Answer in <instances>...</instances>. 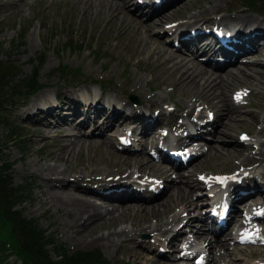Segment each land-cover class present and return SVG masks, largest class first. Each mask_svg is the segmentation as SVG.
Listing matches in <instances>:
<instances>
[{
  "label": "rangeland",
  "instance_id": "1",
  "mask_svg": "<svg viewBox=\"0 0 264 264\" xmlns=\"http://www.w3.org/2000/svg\"><path fill=\"white\" fill-rule=\"evenodd\" d=\"M135 2V0H128L127 4L122 5L130 13L132 11L133 14L138 16L136 26H138L139 31L134 27V24L131 28L124 25L120 26L119 21L123 18L111 22L110 14L114 10H109L106 5L101 4L102 2L93 7H85L82 4L79 5L77 0H19V4L15 0H0V60L3 62L11 61L16 66L14 69L17 74L15 79L20 80L22 76L30 73L34 66L40 63L39 60L44 59L42 66L38 69V82L41 83V88L32 95L22 93L18 97L17 95L12 96L10 98L12 101H7L6 107L1 109V113L10 121L16 132L6 138L5 134H8L7 129H1L0 164H8L7 171L9 172V176L12 177L13 184H22L23 187L24 184L29 185L28 191L24 190V194H26L24 199L16 207L20 206L19 208H22L26 217L34 219L50 236L54 237L56 241L61 242L68 249L88 250L98 248V253L102 256L101 258L105 262H109V264H136L137 262V264H161L162 261H166V264L171 262L174 264H192L191 259L194 255L188 259H184V261L175 256L178 252L174 248L176 242L169 244V256L159 257L157 255L160 243L153 241V239L156 237L165 239L170 236V231L164 233L165 237L162 234L155 235V232L146 228V230L137 234L134 238V243L133 240L128 239V235L126 237H124L125 235L123 237L117 236L115 232L125 227L131 229V226L135 227L141 222H143L142 225L144 227L150 224L154 225L156 220L153 216H150L148 221L144 220L148 217L143 216L147 212H150L151 209L146 208L143 210L144 214L139 212L141 209L139 205L145 203L151 204L170 200V210L172 207L173 210L167 216L176 211L181 212L182 217H186L187 212L189 214L202 213L201 205H204L205 201L208 200L209 195L207 193H210L212 184L215 181L213 180L215 175L220 172L228 174L227 177L230 182L237 175H240L242 178H254L257 181L264 182V173H262L264 171L263 163L255 160L257 156L253 155L260 146L258 140H264V133L258 132L260 127L263 128L262 132H264V79L260 83L256 79H252L251 83L241 79L234 86L227 87L225 90L223 89V92L226 94V100L232 107L235 105L232 103L233 99L231 100L233 92L237 89L244 91L241 102H239L243 106L235 109L239 110L243 116L230 121L231 123H237L235 129H225L222 126V122H219L220 117L224 118V112L219 110L225 107L223 106L224 102H220V99L214 100L210 102V106L200 109V106L204 103H199L200 100L195 102L192 99V97L198 96L200 93L197 90L199 86L196 82L193 81L186 89L174 88L171 85L173 81L171 77L174 78V75H169L171 62L166 63L167 70L165 72L158 70L156 67V64L160 62V59L163 58L162 55H164L160 49L166 50L167 54L173 52L178 58L180 55L192 57V61L196 64V61L199 62V60L195 55L192 56L185 48H176L171 44L169 38L173 36L171 32L173 33L174 30L173 28L169 29L171 26H168V24L183 22L185 26H188L200 22L205 26H210L209 24H216L221 20L222 24L226 25L235 24L236 21L241 25H248L254 20L256 22L263 21L264 14L258 13L257 11L260 10H255V6H253L254 9L244 6L243 2L245 0H178L175 3L172 2L166 5L167 7L161 8L158 15L152 13L153 16L147 18L144 16V13L149 8L147 6H140L138 9H133L132 4ZM259 2L260 0L257 1V3ZM159 7L155 6V8ZM121 8L122 6L120 5ZM237 15L249 16L250 19H253L247 23L238 20L232 21L231 18ZM192 16L198 17L193 18ZM145 22L153 25H151V29L142 30V25ZM156 45L158 50L156 48L153 50V47ZM198 53L197 56L201 55ZM255 58H258V55L254 53L243 54L237 58V64L246 72H251L250 68L253 67H249V63L247 64L246 62L249 59ZM200 63L202 66H205L202 62ZM189 66H193V63H189ZM197 66L199 67V65ZM224 66H230V69L237 70L234 64ZM223 67L213 70H217L216 72L224 75V70L229 68L223 69ZM137 80L139 82H136ZM79 87L83 88L86 93L89 90L86 87H89L95 94L99 93L102 97L114 96V98L116 97V99L131 105L132 110L127 108L124 111L125 115L129 116L120 125L111 124V127L104 130V134L93 135L99 139L101 136L109 137L110 139H108L111 140L109 144L107 142L104 144L100 143L99 148L84 145L83 147L81 146L82 148L79 152L77 151L78 146H76V151L70 154L68 153L69 151L61 153L62 158L58 155L52 156L49 153L50 156L48 155L49 148L56 149L55 153L60 152L58 147L55 148L53 146L51 137L53 138L55 135L52 131L56 132V127L62 128V126L51 125L48 127L49 136V134H46V130H44L48 125H41L35 120L27 119L30 115L29 112L34 111V108L28 109L26 113L22 108L25 107L26 103H33L35 99L37 100L38 95L43 94V97L36 101L35 106H56L58 112H63L66 108L58 105H61L63 100L68 101L71 99L74 101V93H77V88ZM196 92L199 93L197 94ZM66 95L68 98H66ZM78 96L82 97L81 95ZM131 96L134 98H131ZM162 98L164 101L160 102ZM109 100L105 99V101ZM9 103L11 104L9 105ZM196 103L200 104V106L186 115V110ZM68 106H70L72 111L76 110L74 104L69 105L68 103ZM77 107L80 108V111H86V107L83 104H77ZM200 110L204 115L203 117H206L207 113H212V110L216 118L218 115L220 117H218L215 131L205 133L209 138L206 141L203 139L199 141L198 144L201 145L200 148L202 150H200L196 158L179 169L174 168L168 160L158 158L157 162L165 167H170L169 174L166 176L165 172H163L164 178L148 174V168L151 169L153 166V170H155L154 165L159 166L158 163L154 164L155 162L152 161V158L147 153L148 150L150 149L154 153L156 146L153 145L160 139L175 143L189 140L190 138L188 137H182V140H173L172 136L182 134L183 131H190L192 126L196 128L192 119H194V114L200 113ZM252 111L257 115V123H255V119L251 123L248 122L249 119H246ZM87 112L93 113L92 109L87 110ZM66 113H70V111L67 110ZM79 114L81 112H78L76 116ZM43 117H38L37 121ZM47 117V120L50 119L48 121L52 124L55 122L56 116L47 115ZM150 117H158L160 123L153 124L155 126L148 133L150 139L145 144H138L142 135L139 132H135L138 133L136 136L138 139L133 141L138 146H141V149L130 152L134 156L126 158V155L121 153L123 151H118L119 148L117 146H119V142L116 135L126 130L134 129L138 131L137 126L143 125L145 119ZM89 118V121L94 123L95 118L93 116H89ZM142 119L143 122L141 121ZM102 121H104V118L101 115L96 116L95 124H93L94 127L98 130L104 128L106 124L102 123ZM177 122L182 123V125L175 126ZM64 127L66 128L67 124H64ZM84 128L89 129L90 124H86ZM77 129L76 127L74 132H77ZM224 130H227V135L221 133ZM242 131L248 133L249 137L247 139L243 140L242 136L245 135ZM136 137L133 139H136ZM73 139L72 137L64 138L60 142V147L68 144ZM238 139H241L244 143L240 144ZM247 142L251 143L253 147L244 145ZM187 146L193 149L192 144ZM230 146L241 150L231 156H225L214 154V150L211 151L210 149V147L216 148L217 150L215 151L218 152V147L229 148ZM260 151L261 154L258 156L264 157V145L260 147ZM124 152L127 153L128 151ZM46 164L51 167L56 166L58 169H66V172L70 175L69 177H72L75 171H79L82 174L92 169L93 174L104 171L103 176L105 175L106 181L113 182V184L117 183V181L114 182V179L120 176L131 175L133 179L138 181L141 179L145 183H153L155 181L156 186L154 187L161 188L163 186V191L160 195L159 193L157 194L159 197L157 196L145 201H143V197L145 196L140 195V192L137 197L127 198L125 202L118 199L104 201L100 198H94L93 200L98 201L106 207L109 205L108 207L110 208H118V212L121 211L122 202L129 206L130 210L126 214H123V216L120 213L122 218L119 217L117 222H115L116 224L113 223L116 216H113L109 220L107 219L103 224L109 225V228H103L102 230H105L104 232L110 239L114 237L115 242L109 240L110 242L105 243L100 240L97 243H88L89 238L94 239L98 237L99 233L96 234L95 232L87 236L88 231L77 229L73 213L69 210L64 211V208L61 206L45 199L47 197V194H45L47 193V188L41 175L49 173L44 166ZM118 164H121L119 168L117 167ZM124 169L126 170L123 171ZM192 170L194 174H190ZM127 172L130 174H127ZM80 178L82 177L79 176ZM105 178L100 179L105 180ZM22 185L21 188H23ZM202 185L205 186V190H203ZM178 186L183 188L184 196L177 194L176 189ZM102 190L107 191V188H102ZM142 193H145L144 195L146 196L153 194L145 190H142ZM42 199L47 201H43ZM259 199L260 196L256 194L253 198H249L243 203L239 202L238 204L240 207L245 208V205L248 204L247 206H249ZM186 200L197 203L198 207L194 208V204L190 206V202H185ZM201 201H203V204ZM186 207L190 208L185 209ZM138 208L139 210H137ZM160 217L159 221H165L167 218L164 214ZM199 219V217H192L191 220H186L185 224L181 226L182 230L180 231L182 232L185 226L189 227V229L196 228L195 226L200 225L201 221ZM241 219L244 220L242 215ZM178 220L175 219L177 223ZM237 220L239 221H236V225L233 227H231L229 221V225L219 234V238L225 240L226 243L224 246L211 248V251L209 249L206 264H264V245L232 242L230 238L231 232L233 228L240 226L238 225L240 219L237 218ZM171 224L169 223L166 227L170 228ZM260 226L264 228V220H262ZM113 230L115 232H112ZM205 236L213 239L214 235L208 232ZM201 240L202 238L197 242H201ZM120 241H124V244H120ZM145 246H152L153 249L145 248ZM196 246L201 247L199 244ZM48 248L50 255L57 257L52 245ZM165 249L167 250L168 248L165 247ZM136 250H139V252ZM212 255H214L213 258ZM154 258H159L161 261H153ZM214 258L216 261L213 260ZM9 262L11 264H20L15 255L10 256Z\"/></svg>",
  "mask_w": 264,
  "mask_h": 264
},
{
  "label": "bare ground",
  "instance_id": "2",
  "mask_svg": "<svg viewBox=\"0 0 264 264\" xmlns=\"http://www.w3.org/2000/svg\"><path fill=\"white\" fill-rule=\"evenodd\" d=\"M7 1H12V0H7ZM15 1L19 4V0H15ZM127 1L128 0H77L79 5L82 4L85 7H93V6H96L97 4L102 2L101 4L106 5L109 10L115 11V12L112 11L113 14H112V12L110 14V21L111 22H115V21L123 18L124 20L122 19L119 21L120 26L124 25V26L131 28L132 25L134 24V27H136V29L138 30V26H136V24L138 22V20H137L138 16L133 14L132 11L130 13L127 10V8H125L124 5H122V4H125ZM177 1L178 0H166V2H162L158 5H151V2H150V4L146 3V6L148 8H150V13H153V12L159 11L166 4H168L170 2L175 3ZM120 5L122 6L121 9H120ZM155 6L156 7L160 6V7L155 8ZM158 13H157V15H158ZM148 16H149V14H147V18L153 16V14L150 15L149 17ZM192 17L197 18L198 16L197 17L192 16ZM157 18H158V16H157ZM220 18H224V17H220ZM251 19H253V18H251ZM251 19L249 18V16H238V15L233 16L231 18L232 21L238 20L240 22H245V23H247ZM162 22H164V21L162 20ZM219 23L222 24L221 20L219 21ZM138 25L140 26L139 23H138ZM151 25L149 22H145L142 25V27H143L142 30H147V28L151 29V27L153 26V25L152 26ZM179 25L181 26L182 24L180 23ZM194 26L200 27L201 23H199V22L195 23ZM217 26L221 27L223 30H226L230 33L229 38H230V40H232L231 43L234 44V46L230 45L233 53L227 54V56L229 58L228 61H225L223 64H219L218 66H222L224 64L230 63V65L234 64V66L237 67V70L230 69L229 68L230 66H228V67L224 66L223 69H225V68H229V69H227V70L225 69L224 70L225 74L222 75L221 73L216 72L218 69H221V68H217V70H213V68L211 69L208 66H206L205 64H204L205 66H202L200 62L196 61V64L199 65V67H201V68H199L192 61V57H187L186 55H180L178 58L176 55L173 54V52H170L167 54L166 50H163V48L160 49V50H162V53H164V55H162L163 58L160 59V62L158 64H156V67L158 70H162V72H165L167 70L166 63L171 62L170 67H169L170 68L169 69L170 70L169 75L170 76L174 75V78L171 77L173 80L171 82V85H173L174 88L186 89V87L189 84H191L193 81L196 82L199 86V88L197 90H199L200 93L198 92L199 93L198 96L192 97L193 101L196 102L197 100H200L199 103H204L207 106H210L209 105L210 102H212L214 100L220 99V102H224L223 106H225V107L219 109L220 111L222 110V112H224V118L220 117L218 115V117H220L219 122H222V126L225 129H227V128L235 129V127L237 126L236 125L237 123H231L230 121L238 118L239 116H241V117L243 116V114H240L241 112L239 110H235V109H238L239 107H242L243 104L236 102V101H233L231 98L232 103L235 104L232 107V105L227 102L226 94L223 92V89L225 90L227 87L229 88V87L234 86V84L236 82L240 81L241 79H243V81H246L249 83H251L250 81L252 79H256L258 83H260L264 79V59H263V56H264V20L263 21L260 20L259 22L258 21L256 22V20H254L253 22H251V24H248V25H241V24H239V22L237 23V21H236L235 24H231V25L222 24V25H217ZM171 28L172 27H170L169 29H171ZM122 30H123V28H122ZM155 36H157V35H155ZM205 37L206 36L204 35V32H202V30L201 31L199 30L198 33L195 35H190L189 38L184 41V43L186 45H188L186 50H188L189 53L192 54V56L195 52H201V53L207 54V55H209V57L215 56L217 54V50L219 49L218 48L219 46L217 48L214 47L209 41H207L206 39H203ZM200 39H202V40H200ZM154 40H157V39H154ZM210 40L215 41L212 38ZM150 43H151V41H150ZM153 45H155V44H153ZM156 47H157V45L153 47V50H155ZM241 51L245 54L254 53V54L258 55V58L249 59L248 62H246L247 64L249 63L248 64L249 67H253V68H250L252 70L251 72H246L243 68L239 67L237 64L238 63L237 56L239 57L240 55H243L242 53H239ZM189 63H193V66H189ZM216 63H218V61H216ZM241 76H242V78H240ZM136 82H139V81L137 80ZM77 89H78L77 93H74V96H75L74 101H72L71 99H69L68 101L62 99L63 102L61 103L60 106L66 108V110L63 111L64 114L57 113L56 108L54 106L48 105L45 109H43L41 106L40 107L35 106L36 101L39 98H42L43 94L38 95L37 100L35 99V101L33 103L32 102L26 103L25 107L22 108L23 111H25V113L28 109L34 108V111L29 112L30 115L27 119L35 120L38 124H41V125L42 124L48 125L44 128V130H46V134H49V136H50V132L48 131V127H50L51 125L62 126V128L56 127L57 128L56 132H54V130L52 131L53 134H55V135L53 138L51 137V141H52L53 146L55 148L58 147L60 149V152L55 153L56 149L49 148L48 149L49 150L48 155H50V154L52 156L58 155L60 158H62L61 153H64V152L67 153L69 151L68 153L70 154L71 152L76 151L75 150L76 146H78L77 151L79 152L80 149L84 145H86L87 147L90 146L93 148L95 146V148H99L100 143L104 144L105 142H107V144H109V142H111V140H109L110 139L109 137L101 136V138L99 139L93 135L104 134V130L106 128L111 127V124L112 125L113 124L120 125L122 122H124L128 118L127 116H129L127 114L125 115L124 111L127 110V108H130L132 110L131 105H129L128 103H125L123 101H120L119 99H116V97L114 98V96L113 97H108V96L102 97L99 93L95 94L94 91L91 90L89 87H86V89H89L87 93L83 88L79 87ZM192 93H193V91H192ZM67 95H66V98H68ZM78 95H81L82 97H79ZM185 95H187V94H185ZM106 98L110 99V100L105 101ZM148 101H149V99H148ZM161 101H164V99L163 98L160 99V102ZM195 102H193V103H195ZM65 103H67V105H65ZM68 103H69V105L74 104L76 110L72 111L70 106H68ZM77 104H83L86 107V111H79V109H78L79 107H77ZM198 105L199 104H197V103L192 104L186 110L185 114L192 112L194 109H196L198 107ZM215 106H217V105L215 104ZM89 109H92L93 113L87 112V110H89ZM67 110L70 111V113H66ZM78 112H81V114H79L78 115L79 118L75 120L74 117H76V114ZM173 112H175V111L173 110ZM47 115L56 116V119H54L55 122L53 124L50 121H48L50 119L47 120V118H48ZM69 115H72V116L69 117ZM98 115H101L104 118V121H102V123L106 124L105 129L99 133V131L92 126L91 130L84 131V129H85L84 125L89 121V119H90L89 116H93L95 118ZM214 115H215V113H214ZM41 116H44V117L37 121L38 117H41ZM218 117L216 118V116H215V118H216L215 123L218 121ZM246 119L247 120L249 119L248 120L249 123H251L253 121V119H255V123L258 122L257 121V115L253 111L250 112V114L246 117ZM141 121L143 122V119ZM63 123L67 124L66 128L64 127ZM152 123L153 122H151V118H148V119H145V121L143 122V125H140V127H141V129L146 130V129L151 128L153 126V125L151 126ZM215 123L212 127V130L214 128V131H215V127H216ZM90 124H95V119H94V123L90 122ZM180 125H182V124L179 122H177V124H175V126H180ZM75 126L78 128L77 132H74V130L76 129ZM100 126H101V124H100ZM137 127L139 128V126H137ZM262 130H263V128L260 127L258 132L264 133V132H262ZM96 131L99 134L96 133ZM142 132H144V131H142ZM148 133L147 132L144 133L146 135H143V133H142L143 137H142L141 141L138 142V144L147 143L148 139H150ZM221 133L223 135H227V130L221 131ZM244 133H246V132H244ZM66 137H72L74 139L71 140L68 144H64V145H62V147H60V142H62L64 140V138H66ZM180 137H183V135L181 134L180 136H177V138H180ZM137 139H138V137H136V139H134V140H137ZM251 140H253V139H251ZM238 142L240 144L244 143L243 141H241V139H238ZM258 142L260 143V146L257 148L256 152L253 155L257 156L255 160L262 162L263 167H264V157L258 156L259 154H261L262 150L260 151V147L264 145V140L263 139L258 140ZM247 143L244 145H247L248 147H250V146L253 147L251 143H249V142H247ZM121 148L122 149H119L118 151L119 152L123 151L121 153H123V155H126L125 156L126 158L134 156L133 154H130L131 150L128 149L129 152L126 153L124 151H126L127 148H125L124 146H122ZM223 148L224 147H218V152H217V151H215V150H217L216 148L210 147L211 151L214 150V154H220V155H225V156H231L233 154H236L239 150H241V149H237L234 146H230L229 148H224V149ZM189 153L193 154L192 151H189ZM150 157L152 158V161L155 162L154 164L158 163V165L160 167L157 165H154L155 170H153V166H152L151 169L148 168L147 172L152 174V175L161 176L163 178H164L163 172H165V175L167 176L170 172V167H165L161 163L157 162L153 156H150ZM61 161H65V160H61ZM194 163H197V162H194ZM44 166L49 171L48 174L41 175V177L44 178V179H42V178L41 179L44 181V184L46 185V188H47V193H45V194H47V197L45 199L52 201L53 203H55L58 206H61L62 208H64V211L69 210L71 213H73L74 214L73 215L74 222L77 223L76 224L77 229L82 230V231H88L87 236H90V235L94 234L95 232H96V234L99 233L98 237H95L94 239L89 238V240L87 241L88 243H91V242L97 243L100 240L104 241L105 243L108 242L109 240H111L113 242L114 237H111V239H110V237L104 232L105 230L104 231L102 230L103 228H109V225H103V224L106 222L107 219L109 220L113 216H116L115 220H113V223L117 222L119 217L122 218L123 214H126L130 210L129 206H127L124 202H125V199H127V198H131L134 196L137 197V195H139V193L136 189L138 185L135 184L136 186H132L134 183H137L136 179H133L131 175H125L124 177L120 176L119 178L114 179V182L117 181V183L113 184V182L106 181L105 175L103 176V174L105 173L104 171L103 172H95V174H93V171H92L93 169L88 170L84 174L80 173L79 171H75L74 175H72V177H69L70 175H69V173L66 172V169H58L56 166L51 167L48 164H46ZM120 166H121V164H118L117 167L119 168ZM125 170L126 169H124L123 171H125ZM131 171H133V170H131ZM137 171H140V170H137ZM157 173H159V174H157ZM262 173H264V171H262ZM127 174H130V173L127 172ZM190 174H194L193 170L190 172ZM79 176L82 178L79 179ZM100 178H105V180L100 179ZM101 180H104V181H101ZM250 180H251V178H247V179L238 180V181L232 182V183L238 184L240 182L243 185L245 184L246 186H249V187H251L253 185V187H255L257 190L264 188V182H261V181L259 182V181H254V180L250 181ZM123 182H125V183H123ZM232 183L230 186H228L227 190L233 185ZM213 184L216 187H219L217 182H214ZM123 185H124V187H123ZM102 188H107V191L102 190ZM202 188H203V190H205L204 185H202ZM162 191H163V188H162L161 192L159 193V195L162 193ZM176 192H177V194H179V196H180V194H182V196L185 195V193L183 194V188L181 186L177 187ZM243 194L244 195H240V196L235 195V197L233 199V204H232V208L230 209V215H229V218H230L229 221H230L231 227L236 225L235 224L236 221H239V220H237V218L240 219L239 215L241 214V211L237 210V204L239 202L236 203V201L238 199H241V198H246L247 194L253 195L254 191H248V193H243ZM256 194L260 196V199L257 200L255 203L258 202V203H260L259 204L260 206L263 205V203H264V191H256ZM224 195H225V189L220 188L219 194H215L214 198L212 199V201L214 202V205H213L214 208H218L221 205L223 198H225V197L228 198L229 193L226 196H224ZM157 196L158 195L154 196L153 198H155ZM43 197H44V195H43ZM251 197L253 198V196H251ZM94 198H100V199H103L104 201L110 200V199H116V200L118 199V200H122V201L124 200V202H122V206L120 209L121 211L118 212L117 211L118 208L117 209L115 207L110 208V207H108L109 205H107V207H106V206L102 205L101 203H99L98 201L96 202V200H93ZM45 199H42V200L47 201ZM151 199L152 198H150V200ZM185 202H190L189 203L190 206L192 204H194V208L198 207V204L195 202H192L191 200L190 201L186 200ZM170 207H171V201L170 200H166V202L151 203V204L145 203L143 205H139V208H141V209L139 210V208H138L137 210H139V212H141L142 214H144L143 210H145L146 208L151 209L150 212H147L145 215H143L145 217H148L147 219H144V220L148 221L149 217L153 216V218L156 220L155 224L154 225L150 224V225L144 227L142 225L143 222H141L138 225H136L138 228L136 226L135 227L131 226V229H128L127 227H125V228H121L120 231H118V232L117 231L115 232L114 230L112 232H115L117 236H122V237H123V235H125L124 237H126L128 235V239L133 240V243H134V241H135L134 238L137 236V234L141 233V231H143V230H146V228L155 232L156 233L155 235L162 234L165 236L164 233H168V231H170V236L167 238H165L166 237L165 236L164 237L165 239H161L158 237L153 239V241L160 243L159 246L161 247V250H162V252H161L162 254H157V255L159 257H164V255L167 254V250L169 249L170 243L177 242L180 236H184V235L186 236L187 234H189V232H187V231L181 232L180 231L181 228L177 225L183 219L181 212L176 211V212H173L170 216H167L168 213L170 211L172 212V210H173V207L171 208V210H170ZM189 208L190 207H186L185 209H189ZM132 210H133V208H132ZM115 212H118V213H115ZM248 212H249V214H251L249 216V218H252V221H253V216L263 215L261 210L259 212H253L251 210V208H250V210H248ZM120 213L122 214V216ZM115 214H117V215H115ZM162 214H164L167 217L165 219V221H159V218H161L160 216ZM197 214H199V215H197ZM197 214L190 215L189 219H191L194 216L195 217L196 216L197 217L203 216L200 212ZM204 216L207 217L208 214H205ZM175 219H177V220L179 219L178 223H177V221H175ZM261 222L262 221H260V219H259V223H261ZM169 223H172V224L170 225V228H167L166 226H168ZM140 225H142V226L139 227ZM239 225L242 229H244L245 227L248 226V224L243 225V220H240ZM112 227H113V225H112ZM203 228L204 227H198V228H196L195 232H196V234L202 233V237L206 238L205 231H203ZM236 229H238V227ZM262 229L264 230V228H262ZM248 230H251V228H248ZM245 231H247V230H243L241 232V234L244 233ZM83 235H85V234H83ZM192 236H193V239L187 241L188 245H186L187 244L186 243L183 247H181L180 255L188 254L189 250L193 251L195 249V244L197 242L196 239L199 236L196 235V237H194L193 232H192ZM230 238L234 239V236H230ZM219 239L220 238H217V236L215 237V239L209 238L207 241H206V239H204V242L205 241L206 242L203 244V246L205 247L203 249V251L207 252V250H208L207 253L209 254V249L211 251V248H216L217 246H220V247L224 246L226 241L221 240V239L219 240ZM107 244H109V243H107ZM120 244H124V241H120ZM134 246H138V245H134ZM165 247H167L168 249L166 250ZM145 248L153 249L152 246H145ZM136 251L139 252V250H136ZM213 256L214 255H212V258H213ZM141 258H143V257H141ZM213 260L216 261L215 258ZM153 261H161V259L154 258ZM161 264H166V261H162ZM169 264H174V263L171 262Z\"/></svg>",
  "mask_w": 264,
  "mask_h": 264
},
{
  "label": "trees",
  "instance_id": "3",
  "mask_svg": "<svg viewBox=\"0 0 264 264\" xmlns=\"http://www.w3.org/2000/svg\"><path fill=\"white\" fill-rule=\"evenodd\" d=\"M257 1L245 0L243 5L252 9L255 6V10L264 13V0ZM43 60H39L40 63L20 80L15 79L16 66L11 61L0 60V133L2 128L7 129L6 138L16 131L1 109L6 107V102L12 96L18 97L22 93L30 95L41 87L38 69ZM7 170V163L0 164V264H11V255H15L21 264H109L101 258L98 248L70 250L50 236L34 219L26 217L22 208L16 205L24 199V190L27 192L29 185L24 184L23 187L21 184L23 189L21 185L13 184ZM51 245L57 257L50 255L48 247Z\"/></svg>",
  "mask_w": 264,
  "mask_h": 264
},
{
  "label": "snow or ice",
  "instance_id": "4",
  "mask_svg": "<svg viewBox=\"0 0 264 264\" xmlns=\"http://www.w3.org/2000/svg\"><path fill=\"white\" fill-rule=\"evenodd\" d=\"M221 182H223V181H221Z\"/></svg>",
  "mask_w": 264,
  "mask_h": 264
}]
</instances>
